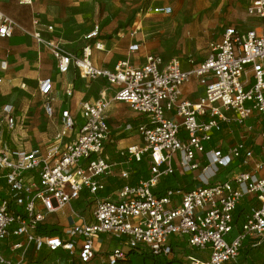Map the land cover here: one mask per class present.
Returning <instances> with one entry per match:
<instances>
[{
	"label": "built area",
	"instance_id": "2783aa9c",
	"mask_svg": "<svg viewBox=\"0 0 264 264\" xmlns=\"http://www.w3.org/2000/svg\"><path fill=\"white\" fill-rule=\"evenodd\" d=\"M3 1L7 0H0V4ZM8 1L32 7L35 0ZM171 11V7L155 10L163 14ZM246 14L259 23L244 32L224 28L220 38L209 43L206 60L191 70H182L175 58L164 60L156 54L148 55L141 67L120 60L111 69H99L92 63L90 46L72 54L56 40L42 38L38 13L31 17L32 30L28 31L0 7V52L2 41L19 29L48 48L57 73L68 74L75 69L83 79H101L106 84L96 101L80 104L81 125L74 122L69 110L61 111L62 129L55 135L54 145L0 150V181L10 193V199L0 198V243L12 235L24 240L11 246L16 254L31 245L36 253L61 250L71 261L76 258L78 264L91 261L95 239L101 235L120 240L127 247L110 252L108 264H124L131 251L150 258H172L171 237L185 240L194 250L185 255V264H239L244 241L260 245L264 239V178L241 171L223 182L209 184L204 179V185L189 191L174 188L162 195L155 193L162 178L198 169L197 154H204L214 175L234 160L245 164L252 158L253 152L244 142L224 153L205 152L203 147L215 131H220L221 123L228 122L225 112L235 113L238 124L254 113L264 117V0H248ZM47 30L53 31V26ZM96 34L97 29L90 36ZM102 46L99 43L95 49ZM137 49L138 44L129 47L131 52ZM6 67V59L1 58L0 70ZM247 70L251 71V84L244 80ZM193 77L205 87L196 102L182 96L183 86ZM110 90L114 91L112 100L126 103L132 112L143 116L137 127L142 144L121 152L126 157L123 165L149 157L150 175L118 189L115 199L96 200L90 224H74L61 234L39 236L38 225L83 192L95 197L104 191L107 178L129 179L127 170L116 171L123 165L110 164L101 157L110 140L105 115ZM38 91L45 113L51 117V79H42ZM13 111L11 105L3 107L10 128L14 127ZM261 135L264 139V133ZM67 138L71 140L65 142ZM206 170L201 171L204 174ZM244 196L255 198L257 205L236 231L234 212ZM0 264L26 263L22 257L17 262L5 258L0 250Z\"/></svg>",
	"mask_w": 264,
	"mask_h": 264
},
{
	"label": "rangeland",
	"instance_id": "374dc122",
	"mask_svg": "<svg viewBox=\"0 0 264 264\" xmlns=\"http://www.w3.org/2000/svg\"><path fill=\"white\" fill-rule=\"evenodd\" d=\"M4 7L16 23L24 25L28 30L31 27V17L38 13L42 23V38L56 40L68 53H80L87 46L92 51L95 45L104 40L119 42L129 39L134 43L143 42L148 53L159 54L165 59H178L186 69H192L206 60L209 43L216 40L224 28L233 27L244 32L257 23V19L246 15L245 0H35L32 7H21L13 1ZM169 7L172 9L169 14L155 12L156 9ZM51 25L54 30L49 32L46 26ZM135 26L140 29L133 38L131 31ZM96 29V36H90ZM7 48L11 62L0 86L1 148L30 149L38 145L54 144V137L60 131V126L50 123L52 118L45 114L38 91V81L52 75L53 58L45 45H39L28 33L19 29L8 42ZM142 52H145L144 49L137 51L131 59L134 64L140 61ZM6 104H13L16 108V113L12 115L15 125L13 130L7 129L3 121V107ZM74 122L82 124L78 117ZM120 127L118 132L126 129V125ZM111 139L114 143L106 147L104 155L110 161H116V157L118 161H123V156L115 152L117 140L113 134ZM134 165L149 173L147 161L132 162L130 172H136ZM130 180L131 178L127 182ZM166 184L164 182L160 189L165 188ZM2 190L7 191L4 185ZM110 196L115 198L111 189L97 197L82 193L70 206L80 215L85 210L84 216L90 218L95 200ZM59 216H63V213H56L50 218L57 219ZM58 223L56 221L52 225L57 226ZM14 241V238L11 239L9 244ZM1 252L6 258L16 255L9 246L3 247ZM240 254L243 260V251ZM181 255L183 254L177 250L172 258L159 259L158 262L162 264L173 258L180 261ZM26 260L27 264H55L57 259L50 254L39 258L29 255ZM141 261L137 260L136 264H152L149 260Z\"/></svg>",
	"mask_w": 264,
	"mask_h": 264
},
{
	"label": "crops",
	"instance_id": "0c3cea01",
	"mask_svg": "<svg viewBox=\"0 0 264 264\" xmlns=\"http://www.w3.org/2000/svg\"><path fill=\"white\" fill-rule=\"evenodd\" d=\"M246 1V9L248 5V0ZM10 1H3L0 4V7L3 9V11L8 14L11 18L12 16L6 11L5 5H8ZM247 15V14H246ZM251 18V17H250ZM40 19V17H39ZM254 19V18H252ZM256 19V18H255ZM41 23V19H40ZM259 23V20L257 19V23L254 24L257 25ZM22 25V24H20ZM25 29H27L24 25H22ZM253 26V27H254ZM41 26L39 27V31L41 33ZM48 27V26H46ZM251 27V28H253ZM47 29V28H46ZM140 27L135 26V29L131 31L132 37L137 34L139 31ZM250 29V28H249ZM28 30V29H27ZM32 30V24L31 27L28 31ZM54 30V27H53ZM17 31V30H16ZM15 31V32H16ZM15 35V33H14ZM13 35V37H14ZM12 37V38H13ZM7 39L3 40L1 43V52H0V59H6L7 61V67L5 69L0 70V78L2 79V82L0 86L3 83V78L5 71L10 65V51L7 48L8 42L12 39ZM220 38V34L216 40ZM35 41V40H34ZM138 44V49L135 52L129 51V47ZM41 45V44H39ZM102 49L97 50V49H92V63L96 68L99 69H111L114 67L116 63H118L120 60H127L129 61L130 65L134 68L141 67L144 65L146 57L148 55H153L151 53H148L147 50H145V46L143 42H136L134 43L133 41L129 39L125 40H110L102 42ZM144 49L145 52H142L143 56L138 61L136 64L131 60L137 51H142ZM79 53V52H78ZM78 53H72V54H78ZM159 55V54H156ZM160 56V55H159ZM162 57V56H160ZM53 58V57H52ZM163 58V57H162ZM172 58V57H170ZM164 60H170V59H165ZM176 59V58H175ZM178 60V59H177ZM53 71L52 75L49 79H51L52 84H53V93L51 95V106L53 107V115L49 118H52L50 121L51 124H59L61 130V123H60V113L63 110H69L70 113L73 115L74 118L78 117L81 120L80 112H81V106L80 104L86 101L94 102L99 98L100 92L103 90L105 87V81L101 79H96V80H91V79H83L79 76L77 71L75 69H70L68 74H60L57 73L56 66H55V61L53 59ZM193 64V62H191ZM181 65V63H180ZM195 67V66H194ZM193 67V68H194ZM182 70L188 71L191 70L186 69L181 65ZM79 76V78H76V76ZM251 77V71L247 70V72L244 75V80L245 82H249V84L252 83V80L250 79ZM47 77L41 78L38 81L39 82L42 79H45ZM203 90V94H201V91ZM205 87L202 86L197 78H192L187 84L183 86L182 89V96L185 100L190 101V102H196L198 99H200L204 95ZM114 91L110 90L108 91V97L111 99L113 97ZM41 96V95H40ZM42 98V96H41ZM6 105H11L12 108H14L13 104H6ZM42 108L43 107V98H42ZM45 112V110H44ZM16 113V108H14V111L12 113ZM46 114V113H45ZM106 118H107V123L109 124L110 127V136H109V141L106 144L101 157H103L105 160H107L108 163L110 164H121L123 165L124 162H126V157L123 156V161H118L117 157L115 158L116 161H110L109 157L104 155L105 149L109 144L114 143L113 139H111L112 134L117 140V145L116 149L117 151L116 154L121 156V152L125 151L129 146L131 145H139L142 144V140L139 138L138 133H137V127L138 125L142 122L143 116L137 115L134 112L131 111L129 105H127L124 102H116L114 100H110L108 107L105 112ZM225 116L228 119V122H223L221 123V129L220 131H215L212 135V139L208 141L207 143L203 144L204 151L206 152L207 150H219L220 152L224 153L227 152L231 147L235 146L236 144L240 142H244L247 147H249L252 152L253 156L245 164L241 163V160H234L231 164L230 167L224 168V169H219L218 173L214 175V172L209 169V165L205 159L204 154H197L196 155V161L199 164V168L196 170L190 171L188 174H181L177 172L174 174V176L171 177H164L160 180L159 184L157 185L155 193L158 195H162L166 190L168 189H174V188H180L185 191H189L193 188L199 187L204 185L203 180H207L209 184L217 183V182H223L224 180L227 179L228 176H230L232 173L236 172H249L253 175H255L257 178H264V139L262 137V133H264V117H261L257 113L252 114L243 124H238L235 119V113L229 111L225 112ZM207 119V116L204 117V120ZM3 121L5 125L7 126V129L13 130L15 128L14 125V119H13V128H10L9 125H7V121L5 119V115L3 112ZM123 123V124H122ZM132 123H135L134 126H132ZM126 125V129L122 130V132H118V129H120L122 125ZM57 126V125H56ZM58 126V127H59ZM136 129V130H135ZM0 135H1V129H0ZM184 136V133H181V137ZM133 138V139H132ZM71 139L67 138L64 141L69 142ZM138 143H137V142ZM214 141V142H213ZM135 142V143H134ZM212 143V144H211ZM54 145V144H51ZM48 146H42L38 145L37 147H32V148H47ZM208 146V149L205 150V147ZM24 148V147H21ZM18 148V149H21ZM30 148V149H32ZM4 149H10L8 147L1 148V142H0V150ZM11 149H14L11 148ZM27 149V148H24ZM114 152V153H115ZM112 152L110 153V155ZM121 156V157H122ZM114 159V158H113ZM149 157H145L142 162H146L149 164ZM132 163V162H131ZM131 163L127 165L120 166L116 168V171L120 170H129V178H131L130 182H127V180L123 179H113V178H107L106 179V185L105 189L110 186L112 183L116 182H124L125 185L127 184H136L137 180L135 178V175L138 173L139 167L137 165H134L136 168V172H130L132 169L130 167ZM127 168V169H125ZM207 168L206 173H202V169ZM149 169V168H148ZM143 170H141L142 172ZM149 172V170H148ZM203 174V175H201ZM133 175V176H131ZM150 175L149 173H145L140 179H146ZM110 180V181H109ZM118 180V181H114ZM112 183H108L111 182ZM140 181V180H139ZM3 185V181H0ZM167 183L165 188H161L163 183ZM108 183V184H107ZM168 184L171 186L168 187ZM4 187L7 189L6 185ZM102 192H106V190ZM111 190L113 191V194L115 195L116 198V191L118 189L112 188ZM8 191V189H7ZM100 192V193H102ZM83 193H87L86 191ZM99 193V194H100ZM88 194V193H87ZM98 194V195H99ZM10 195V193H9ZM96 195V197L98 196ZM90 196V195H89ZM10 197V196H9ZM109 199H115L113 197H107ZM106 198V199H107ZM7 199V198H6ZM79 199V198H78ZM99 200V199H97ZM101 200V199H100ZM76 200H73V202ZM96 201V200H95ZM72 203V202H71ZM67 204L63 207H61L56 213H63V216H59L57 219H51L50 217L56 215H48L45 222L41 223V225H52L56 221H59L58 225L62 226L64 229L74 226V224H90V222L93 221V215L91 214L90 218H87L84 216V212L80 215V213H76L74 209L71 208L70 204ZM95 203V202H94ZM240 204L237 206L235 212H234V222H237V224L234 226L235 230L238 231L240 230L245 216L249 213L250 209L253 206H256L257 203L255 201V198L251 196H244L242 200L239 202ZM94 205V204H93ZM94 208V207H92ZM93 213V211H92ZM56 226V225H55ZM15 239L14 242H10L11 239ZM171 245L173 247V253L177 250L183 255L182 259L179 261L177 258H173L171 260H167L168 262H174V264H185V255H187L186 250L190 251L191 254L194 253V250L190 249V247L187 245L186 241L183 239H179L177 237H171ZM24 240L22 238H17L12 235L8 236L5 240H3L0 244V250L2 251L3 247H10L18 243V242H23ZM127 249L125 247L124 243L120 240L113 239L110 236H105L101 235L98 238L95 239V244H94V249H93V256L92 259L89 263L87 264H108L107 263V256L110 252H112L114 249ZM241 251H243L244 257L243 260H241V255L239 259V264H264V239L261 241L260 245H255L253 241L251 240H246L243 242V246ZM2 253V252H1ZM241 253V252H240ZM16 254V253H15ZM28 254V255H27ZM53 254L56 256V261L55 264H78L77 259L73 258V261L68 259L66 254L59 250L56 253H51L46 249L41 250L40 253H36L34 251V248L31 245H27L24 249L20 250L15 256H8L7 258L10 260H13L15 262L18 261L19 257H22L23 260H25V263L27 264L26 258L29 255H33L36 258L41 257V255H50ZM198 255V254H197ZM202 256V255H201ZM127 261H125L124 264H136L137 260H149L152 263H157L159 264V259L162 258H150L147 257L146 255H139L134 253V251H131L127 255ZM6 258V257H5ZM202 258H205L202 256ZM141 261V262H142Z\"/></svg>",
	"mask_w": 264,
	"mask_h": 264
},
{
	"label": "trees",
	"instance_id": "16d2710c",
	"mask_svg": "<svg viewBox=\"0 0 264 264\" xmlns=\"http://www.w3.org/2000/svg\"><path fill=\"white\" fill-rule=\"evenodd\" d=\"M214 142V141H213ZM212 144V143H211ZM208 149V146L205 147V150ZM141 170L143 169H140L138 170V173L135 175V178L137 180V182L140 180V177H142L144 175V172ZM114 184V185H113ZM113 184H110V186H108L105 190L108 192L109 189L112 188H116V189H121L123 188V186L125 185L124 182H116V183H113ZM2 187H3V184L0 182V198L4 199L7 198V199H10V197L8 198L9 195V192L8 191H3L2 190ZM5 188V187H4ZM5 192V193H4ZM9 205H10V208H14V205L12 203V201H9ZM237 224V222H234V226ZM64 228L60 225H38V229H37V234L40 236H47V235H57V234H61L63 232ZM186 253L187 254H191L190 251L186 250ZM152 264H157V263H152ZM161 264V263H159ZM162 264H174V262H163Z\"/></svg>",
	"mask_w": 264,
	"mask_h": 264
}]
</instances>
